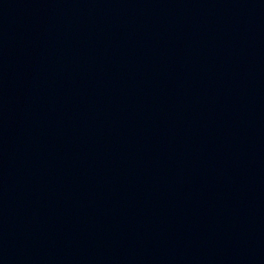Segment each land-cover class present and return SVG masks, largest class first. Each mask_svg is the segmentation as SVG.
I'll return each instance as SVG.
<instances>
[{
	"label": "water",
	"instance_id": "water-1",
	"mask_svg": "<svg viewBox=\"0 0 264 264\" xmlns=\"http://www.w3.org/2000/svg\"><path fill=\"white\" fill-rule=\"evenodd\" d=\"M0 264H264V0H0Z\"/></svg>",
	"mask_w": 264,
	"mask_h": 264
}]
</instances>
